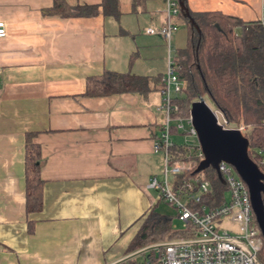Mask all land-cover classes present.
I'll list each match as a JSON object with an SVG mask.
<instances>
[{
    "label": "crops",
    "instance_id": "0c3cea01",
    "mask_svg": "<svg viewBox=\"0 0 264 264\" xmlns=\"http://www.w3.org/2000/svg\"><path fill=\"white\" fill-rule=\"evenodd\" d=\"M186 3L197 13L264 20V0ZM79 5H98V13L80 15ZM166 7V0H0V264H111L130 254L135 224L155 205L150 182L163 178V153L154 149L163 96L84 93L87 79L105 71L164 77L166 58L189 37L180 15L170 42L159 32ZM28 136L41 152L39 211L27 209Z\"/></svg>",
    "mask_w": 264,
    "mask_h": 264
},
{
    "label": "trees",
    "instance_id": "16d2710c",
    "mask_svg": "<svg viewBox=\"0 0 264 264\" xmlns=\"http://www.w3.org/2000/svg\"><path fill=\"white\" fill-rule=\"evenodd\" d=\"M109 1L104 0V3ZM52 10V13L58 12V6L55 5ZM74 10L80 15L93 16L98 13V5H79ZM190 12L201 32L181 10L180 16L189 28V37L186 46L178 50L175 58L176 71L183 83L182 94L174 100L179 106L178 114L189 116L192 102L209 96L214 109L221 111L231 126L244 124V133L250 140V155L258 162L254 152L264 147L263 21L245 22L220 12ZM164 86L163 77L139 76L130 71H105L87 79L84 94L92 97L127 92L146 94L153 90L162 91ZM173 133L178 134L175 128ZM174 150L184 155L189 153L187 144L175 143ZM25 158L27 209L39 211L42 208L41 152L31 136L27 138ZM205 172L212 181L213 194L205 195L202 200L212 208L223 202L226 186L214 169L208 168ZM196 175V169H193L175 176L174 190L179 193L184 181ZM154 207L129 253L166 239L195 238L191 223L185 225L184 230L174 231L172 220L156 212Z\"/></svg>",
    "mask_w": 264,
    "mask_h": 264
},
{
    "label": "built area",
    "instance_id": "2783aa9c",
    "mask_svg": "<svg viewBox=\"0 0 264 264\" xmlns=\"http://www.w3.org/2000/svg\"><path fill=\"white\" fill-rule=\"evenodd\" d=\"M166 4L167 23L159 32L170 42L174 32L179 29L174 17L180 15L181 7L179 0H166ZM147 31L150 34L157 33L154 28H149ZM5 34L6 24L0 21V36ZM164 82L165 86L161 91L163 100L160 106L164 124L154 146L155 151L163 153V178L153 177L149 186L157 190L160 197L178 208L180 221L184 222V225L191 223V229L197 236L192 239L180 238L167 242L170 245L156 250L155 255H149L144 262L137 264H258L256 258L264 264V236L256 220L248 185L234 166L224 161L219 164L226 189L222 196L223 202L212 208L202 200L205 195L213 194L212 181L205 170L198 172L191 180H185L179 193L174 190L175 176L196 169L205 157L199 140L195 144H187L189 153L186 155L174 150L176 142L172 139L173 128L178 134L187 133L192 136H197V131L191 115H179V106L174 103V100L182 94L183 83L176 71L173 57L169 58L168 73L164 77ZM216 113L223 127L237 128L244 133V124L233 127L221 111L216 110ZM254 156L257 157L258 162L253 160L264 173V147L258 148ZM226 191L230 193V199H226ZM234 240L245 244L249 251ZM190 241H201V243L174 245V243Z\"/></svg>",
    "mask_w": 264,
    "mask_h": 264
},
{
    "label": "water",
    "instance_id": "95a60500",
    "mask_svg": "<svg viewBox=\"0 0 264 264\" xmlns=\"http://www.w3.org/2000/svg\"><path fill=\"white\" fill-rule=\"evenodd\" d=\"M180 7L200 33L201 30L184 0H180ZM190 115L205 157L204 160L200 161L196 172L212 168L217 172L220 181L225 184V180L219 170V164L224 161L234 166L238 174L248 185L256 220L264 236V173L250 155L249 138L240 129L223 127L219 123L216 110L204 97L192 102ZM234 241L249 251L245 244L238 240ZM198 243H201V241L174 243V245ZM168 245L170 244H152L136 250L111 264H123L137 256L163 249ZM256 260L258 264H263L258 258Z\"/></svg>",
    "mask_w": 264,
    "mask_h": 264
},
{
    "label": "rangeland",
    "instance_id": "374dc122",
    "mask_svg": "<svg viewBox=\"0 0 264 264\" xmlns=\"http://www.w3.org/2000/svg\"><path fill=\"white\" fill-rule=\"evenodd\" d=\"M181 29H183V28H181ZM172 45H173V48H174L175 41H173ZM168 68H169L168 58H166V68H165V71H164V73H165L164 77L168 73ZM158 93L161 95V93L159 91H158ZM206 100L213 108L215 107L212 99L209 96H206ZM162 123L164 124L163 120H162ZM163 124H162V127H163ZM161 132H162V129L160 130V134H161ZM172 139L178 144H195L196 142H198L197 136H192V135H189L187 133L173 134L172 135ZM149 193H150V195L152 196V198L155 201L154 204H156V205H155L154 208H155L156 212H158L159 214H161V215H163V216H165V217H167V218L172 220V229L174 231H176V230H184L185 229L184 222L180 221V219L178 217V208L175 207L170 202H168L166 199H161L160 200L161 197H160V194H159V192L157 190H155V189L150 190ZM225 197H226V199H230V193L228 191L225 192ZM144 221H145V219L140 218V220H138L137 223L135 224V225H137V229L135 231V235L128 242V244L126 246V249H125V252H129V250L131 249V246H133L134 240L136 239V236L138 235L142 225L144 224ZM196 236L197 235H195V237ZM177 239H179V238H176L174 240H177ZM174 240L166 239L164 242H158V243H154V244L167 243V242H171V241H174ZM150 254L151 255H155L156 254V250L148 252V253H146L144 255L137 256L136 258L128 261V263L137 264V263H140V262H144L149 257Z\"/></svg>",
    "mask_w": 264,
    "mask_h": 264
}]
</instances>
